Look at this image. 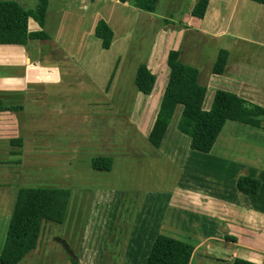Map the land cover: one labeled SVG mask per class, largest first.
I'll use <instances>...</instances> for the list:
<instances>
[{"label": "crops", "instance_id": "1", "mask_svg": "<svg viewBox=\"0 0 264 264\" xmlns=\"http://www.w3.org/2000/svg\"><path fill=\"white\" fill-rule=\"evenodd\" d=\"M0 1H16L28 11L39 0ZM198 2L159 0L157 11L147 13L119 0H50L43 28L49 39L0 45V99L24 107L0 113V232L5 218L10 224L22 187L81 194L110 187L118 198L120 191H139L146 205L150 199L160 201L157 194L164 191L166 204L141 209L136 232L125 238L129 258H148L164 234L194 246L190 264H233L236 259L264 264V122L258 128L228 121L213 150L204 154L191 149L190 138L178 130L179 106L160 149L148 140L170 77L171 51H180V61L199 70L207 95L212 89L206 110L218 90L264 108V5L210 0L204 19H197L192 12ZM101 19L114 32L109 50L95 36ZM29 30L42 29L30 20ZM222 49L229 58L224 72L215 75ZM142 64L156 76L151 94L135 83ZM100 107L108 115L99 113ZM30 108L47 112L26 114ZM121 129L129 140L118 145ZM18 138L22 147L15 144ZM98 156L112 157L113 170H93L91 160ZM112 174L116 181L109 186L106 178ZM240 176L258 179L259 191L240 193ZM177 192L186 195L187 208L173 202Z\"/></svg>", "mask_w": 264, "mask_h": 264}, {"label": "trees", "instance_id": "2", "mask_svg": "<svg viewBox=\"0 0 264 264\" xmlns=\"http://www.w3.org/2000/svg\"><path fill=\"white\" fill-rule=\"evenodd\" d=\"M50 0H39L34 10L23 9L16 1H0V45H26L30 40H47L43 31ZM129 3L140 11L154 13L159 0H119ZM264 5V0H249ZM210 0H199L192 15L204 19ZM36 21L42 30L31 32L29 21ZM95 36L102 41V48L109 50L114 40L112 28L103 20L95 27ZM229 58L227 50H220L213 67V73L224 72ZM167 65L170 77L164 91L155 122L148 136L153 147L160 149L167 135L176 110L181 106L182 114L178 130L191 140V149L200 153H210L228 121L261 127L264 122V108L252 104L239 96L218 90L210 110H205L207 88L201 86L199 70L180 61V51H171ZM136 86L142 93L151 94L156 84V76L144 64L136 74ZM23 106H7L0 99V113L23 111ZM15 144L23 146L18 138ZM95 171L110 172L114 167L112 157L98 156L91 160ZM237 187L244 195L259 191L260 182L256 178L240 176ZM72 190L45 187H22L15 199L11 221L4 247L0 254V264H20L35 251L46 223L63 225L66 221ZM68 250V251H67ZM69 253L71 264H80L76 255ZM194 246L177 238L160 234L152 247L145 264H190ZM72 252V251H71ZM233 264H255L236 259Z\"/></svg>", "mask_w": 264, "mask_h": 264}, {"label": "rangeland", "instance_id": "3", "mask_svg": "<svg viewBox=\"0 0 264 264\" xmlns=\"http://www.w3.org/2000/svg\"><path fill=\"white\" fill-rule=\"evenodd\" d=\"M126 61L127 57H125L124 63ZM138 62L139 61H136L134 64L128 65L132 68L133 66L135 67ZM121 65H123V61ZM128 89L130 90V87H128ZM211 91L212 89L210 93H208L205 101L206 107L209 105V98H212L211 94L213 92ZM117 93H120V90ZM30 109L31 111L26 114L36 116L38 111V114L41 115L47 112V110L37 111L35 108ZM86 109L87 108L84 107V110ZM99 113L104 114L105 111H102L100 107ZM117 114H120V112L116 107V115ZM105 115L108 114L105 113ZM110 115L112 116V113ZM31 120L37 123L43 121L34 119L29 120L26 118V122ZM110 121L111 125L115 124V118L114 120L110 118ZM147 121L146 123L149 127L150 120L148 119ZM116 136L118 145L121 141L129 140V134H126L124 129L119 130ZM142 144L139 145L143 146ZM147 144H149L148 141ZM144 149L145 147L141 150L144 151ZM106 180H109L110 186L113 180L116 181V177L114 174L107 175ZM106 183L108 182L106 181ZM90 185L93 187V185L95 186L97 184L91 182ZM104 189L108 192L94 191V189H91V191H86L81 194L73 191L65 223L61 226L55 224L49 225L46 223L37 249L20 264H71L69 253L67 252L68 248L72 255L77 256L80 264H145L147 258H135V261L132 260L131 256L129 258L126 255V239L136 232V224H138L141 219V209L151 210L155 207L164 206L168 199L165 195H168V192L163 191L160 195L157 194V196H160V201L150 199V201L148 200L149 202L147 201L146 205V200L143 198L146 197V195H143L142 192H131V190L120 191V198H118L116 197L118 193L116 195V191L111 192L113 190H109L110 187L109 189L108 187ZM124 192L130 194L127 195ZM154 194L155 193H151V197H155ZM174 199L173 202H179L183 207L187 208L189 206L186 195L177 192ZM197 210L204 211L201 208H197ZM156 214L157 212L155 215ZM8 224V218H5L4 226H6L3 230L4 232L2 231L4 240L7 235ZM2 232H0V237L2 236Z\"/></svg>", "mask_w": 264, "mask_h": 264}]
</instances>
